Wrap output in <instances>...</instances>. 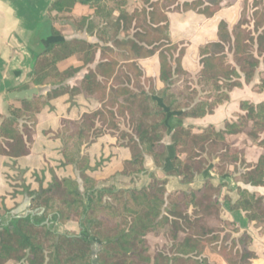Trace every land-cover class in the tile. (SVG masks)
<instances>
[{
	"label": "trees",
	"instance_id": "16d2710c",
	"mask_svg": "<svg viewBox=\"0 0 264 264\" xmlns=\"http://www.w3.org/2000/svg\"><path fill=\"white\" fill-rule=\"evenodd\" d=\"M111 1L112 4L93 2V14L76 22L78 29L90 34L97 30L106 44L85 38L58 42L48 52L51 64L38 69L35 78L37 84L60 85L57 90L67 89L71 94L85 92L101 104L80 121H64L62 127L63 164L74 165L80 172L84 190H80L77 178H59L55 174L47 187L29 190L35 196L33 204L45 208V213L12 219L14 227H6L0 235V264H213L205 256L210 247L227 264H255L258 254L251 248L253 237L248 231H242L237 221L222 220L221 229L209 222V217L221 211V195L229 182H216L205 172L212 169L220 178L231 176L236 183L264 187V151L252 163L245 151L228 139L246 133L264 150V101H241L240 108L245 113L237 120H226L222 128L213 124L198 128L184 120L213 114L230 100L234 88L252 83L258 74L260 82L254 89L264 91V0H246L242 17L232 30L225 21L220 23L218 40L200 48L202 67L191 85L182 64L186 48L171 42L168 13L195 10L211 17L222 0H144L142 7L132 11L126 8L128 0ZM77 3L54 0L49 13L72 14ZM115 10L119 16L113 21ZM98 50L99 62L89 68L80 85H64L95 62ZM74 54L82 57L84 66L61 72L58 62ZM155 54L159 56L160 79L165 84L161 91L138 64L139 59ZM181 80L186 84L178 87ZM158 96L164 97L172 111L183 113L169 116L159 105ZM45 105L39 96L23 100L22 106L11 109L5 118L0 114V139L4 140V144L0 142V155L16 158L30 153L33 129L24 124L26 141L20 120L35 123ZM122 122L128 129L121 128ZM108 132L115 136L119 132L122 146L129 148L132 155L111 179L119 180L121 176L135 181L149 174V183L118 187L109 183L111 179L101 182L90 175L92 168L83 146ZM168 136L169 146L164 142ZM146 155L168 176L180 178L183 188L168 194V179L149 171ZM199 179L201 186L194 187ZM237 193L236 199L224 196L230 209L244 211L249 222L264 228V194L240 186ZM50 214L54 222L62 224L77 220L82 232L54 231L53 225L45 223ZM230 224L232 229L228 230ZM164 231L173 241L171 250L152 255L148 235ZM95 237L103 243L97 263L93 262Z\"/></svg>",
	"mask_w": 264,
	"mask_h": 264
},
{
	"label": "crops",
	"instance_id": "0c3cea01",
	"mask_svg": "<svg viewBox=\"0 0 264 264\" xmlns=\"http://www.w3.org/2000/svg\"><path fill=\"white\" fill-rule=\"evenodd\" d=\"M53 1L54 0H0V69L3 72L5 86L25 81L26 76L23 70L22 59L27 56V50L22 47V42L29 32L34 33V37L36 41H38L41 35L40 28L44 25L47 14H49L50 17L49 23L53 24L54 27H56V25L53 22L55 18L59 16H74L77 18L75 22H78L82 16L93 14L94 10L91 4L99 0H77L78 3L75 5L72 14H57L56 12L50 14L49 7ZM101 1L112 4L111 0ZM143 1L134 0V4L136 5L130 8L129 4L130 2L133 3V0H128L126 8L132 11L135 7H142L144 5ZM245 1L246 0H222L219 9L211 17H207L195 10H173L168 13L171 42L186 48L182 64L191 78L189 82L190 85L195 83L202 67L200 63V48L209 42L218 40L219 25L222 21L228 24L230 30L234 28L242 17ZM118 16L119 11L115 10L111 19L115 21ZM75 29L84 33L85 36L74 38H85L92 43H100L101 45L106 44L99 38L97 30H95L94 34H90L86 30L78 29L77 26ZM121 36H124V34ZM197 36H199V40H195ZM89 37L93 40H89ZM74 38H69V40ZM108 44L112 45V42L110 41ZM190 47H194L197 50V55L194 56L192 61L187 58V50ZM95 59L94 63L85 66L75 76L67 79L64 85L70 88L79 86L89 68H94L99 62V50L96 53ZM154 59H156V64L151 66V70L150 64L148 63ZM51 61L52 55L50 54L40 58V64L42 66L47 64L50 65ZM138 64L147 77L154 78L155 87L158 91L165 88L164 82L160 79V61L158 54L139 59ZM57 66L61 72H64L71 67H82L84 66V62L79 54H74L59 61ZM262 70L263 68L260 69V71ZM9 71L14 76L13 79L10 77ZM259 82L260 74L255 77L252 83H244L242 87L234 88L230 92V100L217 107L213 114H209L201 119L189 118L184 120V123H194L198 128L207 127L211 124L215 125L217 128H222L226 120H237L239 115L245 113L240 108L241 101L248 100L254 103L264 101V91L259 92L254 89L255 84ZM46 84L53 85L51 83H44L43 85ZM185 84L186 83L181 80L177 83V86L182 87L185 86ZM48 93L42 96L43 100L46 101V105L37 114L35 123L27 122V120L23 119L20 120V129L26 141H28V133L25 131L24 124H27L29 128L33 129L30 153L16 158L0 155V189L2 190L1 192H3L0 193L1 222L7 220L6 214L10 210L24 201L26 194L30 195L28 192L29 190L40 191L42 187H47L52 182L54 174L59 178H77L78 174H80L74 165L63 164L65 161L62 153L63 141L60 139L58 140L56 137H47V135L52 131L53 125L54 127L56 125L58 128L61 124L63 125L66 120L80 121L84 114L98 110L101 104L93 97L88 96L85 92H80L77 96L74 95L75 97L73 96V98L69 97L71 93L68 92V95L65 97L63 96L53 100L49 99ZM161 98L164 99V97ZM8 104L9 100L4 94H1L0 114L3 118L9 116ZM53 104L58 107L57 114H52L50 107ZM15 105L20 107L22 103L20 106L17 104ZM3 118L0 119V127ZM232 136H229L228 139ZM117 142V137L108 132L98 137L90 145H84L83 153L89 156L90 166L92 168L89 172L91 176L98 180H106L123 170L124 162L131 159L132 155L129 148L119 146ZM164 142L168 146L171 145L170 136H168ZM112 150L115 152H112ZM118 150H124L127 154H125V159L118 158L119 165L114 166V163H112V156L116 157ZM257 159L248 161L254 163ZM56 163L58 167L55 172L48 171L49 168L47 167H56ZM149 165H151V170L157 169L159 177L168 179V188L169 185H171V192L183 188L180 178L168 176L162 168L158 169L155 167L152 158L150 163L146 166L149 167ZM34 173L37 174V178L35 179L32 178ZM200 180L201 179H199V181ZM19 183L23 185L20 186ZM235 189L237 190V187L234 188V186H232V190ZM227 219L238 221L242 226V230L244 228L252 235L254 244L252 249L258 254L255 264H264V233L258 234L256 232V229L261 230L262 226L258 227L255 222H249L245 212L241 210L232 211L230 209V218L227 216ZM258 241L262 242V247L259 249L255 247V243Z\"/></svg>",
	"mask_w": 264,
	"mask_h": 264
},
{
	"label": "rangeland",
	"instance_id": "374dc122",
	"mask_svg": "<svg viewBox=\"0 0 264 264\" xmlns=\"http://www.w3.org/2000/svg\"><path fill=\"white\" fill-rule=\"evenodd\" d=\"M135 5L136 4H134V0H133V3L130 2L129 7L131 8V7H134ZM76 20H77V18L74 17V16L65 15L63 17L59 16V17L55 18L53 23H55L56 29L59 31V33H60L59 35L60 36H67L69 38L83 37V36H85L84 33H81V32H79L78 30L75 29V27H76L75 26V23H76L75 21ZM88 39L89 40H93L90 37ZM199 39H200L199 36H197L195 38V40H199ZM196 55H197V50L194 47H190L187 50V58H188V60L192 61L194 56H196ZM148 64H150V69H151V66L156 64V59L152 60ZM66 90L67 89H63V90L62 89H59V90L55 89V90H52V91H50L48 93V97H49V99H52V100L56 99V98H59V97L61 98L63 96L65 97L66 95H68V92ZM74 95L77 96V94H71L69 97L73 98ZM13 102H14V104L21 105V103L19 101H17V100H14ZM50 109L52 111V114H57L58 113L57 105H54V104L51 105ZM62 127H63L62 124L58 128H57L56 125H55V127L53 125L52 131L47 135V137L48 136L53 137V138L56 137L58 140L59 139L62 140L63 135H64ZM121 128L128 129V125L126 123L122 122L121 123ZM104 134H102V135H104ZM116 137L118 139V142H117L118 145L122 146V144H121L122 139H120L121 137H120V133L119 132H116ZM229 141L235 143L239 148L243 149L245 151L247 160H250V161H254L255 159H257V157L260 156V154L264 151L263 148H260L259 146H257L255 144L253 138L248 136L246 133H240V134L234 135V136L229 138ZM112 152H115V151L112 150ZM125 154H127L126 151L118 150L117 153H116V157L112 156V163H114V166L119 165V161H118L119 159H121V158L125 159L126 158ZM150 161H151V157H148V159H146V165H148L150 163ZM150 166L151 165H149V167H148L149 171L155 172L156 175L159 177V173H158L157 169L156 170H151ZM57 167H58V164L56 163V167L55 166H53V167L49 166L47 168H49L48 171L55 172ZM207 174L212 176V177H214L216 182H220V181L229 182V186H227V187H225L223 189V192H222V195H221V201L223 202V207H222L221 211L220 212H216V210H217L216 209L215 210L216 213H214V215L209 217V219H208L209 222L213 226H215L216 228H220L221 229L222 228V224H221L222 220H228L230 222L233 221V219H227V216H229V218H230V204H229L228 201H226L224 199V196L226 194H228L233 199H236L238 197V193H237L236 189L232 190V186H234V188H236L237 187V183L234 181V179L231 176H224V177L220 178L217 174H215L213 172L212 169L208 170V172L206 171L205 172V176H208ZM115 175L116 174H114L113 176H115ZM113 176H111V177H113ZM32 178L33 179L37 178V174L34 173ZM159 178H161V177H159ZM150 180H151V178H150L149 174H142L135 181H132L131 177H121L120 176L119 180H113V178H112L109 183H115V185H117L118 187H132V186L140 187V186H143V185L149 183ZM100 181L104 182V180H100ZM107 181H108V179H106V182ZM201 184H202V181L198 180V181H196L193 184V186L194 187H199V186H201ZM19 185L22 186L23 184L19 183ZM166 186H167L168 194H170L171 193V191H170L171 185H169V188H168V183H167ZM1 191L2 190L0 189V193H3ZM257 192L264 194V188H262V190L257 191ZM234 221H236V220H234ZM238 224L241 226V224L239 222H238ZM258 227H261V226H258ZM231 229H232V225L230 224L228 226V230H231ZM58 230L63 232V233L71 232V233L80 234L82 232V228L80 226V223L77 220L71 221V222H69L67 224H62V223L59 224V229ZM243 230H245V229L243 228ZM245 231H247V230H245ZM256 232L258 234L264 233V228L262 227L261 230L260 229H256ZM148 241H149V243L151 245L150 253L152 255H154L158 251H166V252L170 251L171 250V245L173 243V241L171 240L170 236L165 231L163 233L159 234V235L155 234V233L149 234L148 235ZM253 245L254 244L252 242L251 243V248L253 247ZM255 247L257 249L262 247V242H260V241L256 242L255 243ZM205 256H207L209 261L212 262L213 264H227L224 261V259L222 258V256L218 253V251L216 249L212 248V247H210V248H208L206 250ZM9 264H18V263L10 262Z\"/></svg>",
	"mask_w": 264,
	"mask_h": 264
},
{
	"label": "flooded vegetation",
	"instance_id": "af4514ba",
	"mask_svg": "<svg viewBox=\"0 0 264 264\" xmlns=\"http://www.w3.org/2000/svg\"><path fill=\"white\" fill-rule=\"evenodd\" d=\"M49 19H50L49 14H47L46 19L44 20V25L40 28V34L41 35H40L38 41H36V38L34 37V33H31V32H29L26 35V37L23 39L22 47L26 48V50H27V56H25L22 59L23 70H24L25 76H26L25 81H23L21 83H13L9 86H5L4 80H3V72L0 69V81H1L0 95L4 94L6 96V98L9 100V104H8L9 114H10L11 109L17 108V106L13 102L14 100H17L20 103L23 102V100L12 99L11 94H13L15 92L28 90V89H31V88L38 86V85H43V84H37L35 81V78H36V73H37L38 69H40L41 67L46 68L49 66L48 64L45 66H42L40 64V58L49 55L48 52L50 51V49H48L45 52H43L42 54H40L36 59H34V55H35L37 48H54L58 43L51 42V39L53 36H58L60 34L59 31L56 29V27H54L53 24L49 23ZM36 43H38V44H36ZM8 73L10 74V77L13 79L14 76L11 74V72L9 71ZM36 97H39V96H35L33 99H35ZM33 99H31V100H33ZM24 100H29V99H24ZM0 142L4 144L3 139H0ZM30 196H34V195H30ZM34 198H35V196H34ZM33 201H34V199H33ZM33 201H32V209L35 210V214L33 216L43 215L45 213V211L43 213H41V212L43 209L45 210V208L36 207V205L33 204ZM12 219L13 218H11L9 216V217H7V220L5 221L6 223L5 222L0 223V227H1L0 228V235L6 227H10V228L14 227L11 224ZM45 223H47L49 225H53L54 231H57L58 233H63V232L58 230L60 222H58V221L54 222L52 214L48 215Z\"/></svg>",
	"mask_w": 264,
	"mask_h": 264
},
{
	"label": "water",
	"instance_id": "95a60500",
	"mask_svg": "<svg viewBox=\"0 0 264 264\" xmlns=\"http://www.w3.org/2000/svg\"><path fill=\"white\" fill-rule=\"evenodd\" d=\"M85 1V0H83ZM65 40H69L68 37L66 36H53L51 39V42L54 43H58L61 41H65ZM50 48H37L35 55H34V59H36L40 54H42L43 52H45L46 50H48ZM60 87V85H50V84H46V85H38L35 86L31 89L28 90H24V91H20V92H15L13 94H11V98L12 99H19V100H24V99H33L35 96H43L46 95L48 92L58 89ZM0 90H1V81H0ZM159 105L163 108V110L169 115H181L183 113V111H172L171 108L169 106L166 105V103L164 102V99L161 97H156ZM146 159H148V155L145 156ZM213 164H211L209 166V168L212 167ZM77 180L80 184V190H84V181L82 179V177L80 176V174H78ZM240 186L244 189H248L251 192H257L262 190V188L264 187H258V186H254L252 184H246L244 182H238L237 183V187ZM237 191V190H236ZM34 199V196H30L28 194L25 195V199L22 203H20L18 206H16L14 209L10 210L6 215L7 217H11V218H24L30 215H34L35 214V210L32 209V201ZM45 210L43 209L41 213H43ZM2 221V219H0V222ZM61 224V223H60ZM1 228V227H0ZM83 236V235H82ZM94 244L92 246L94 254H93V262L97 263V259H98V252L101 249L102 246V241L99 240L97 237L94 238Z\"/></svg>",
	"mask_w": 264,
	"mask_h": 264
}]
</instances>
